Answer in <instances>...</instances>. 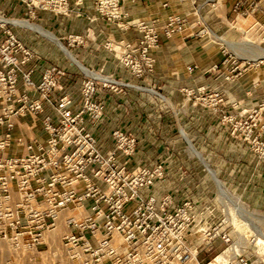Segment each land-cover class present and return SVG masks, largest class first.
I'll use <instances>...</instances> for the list:
<instances>
[{
    "label": "rangeland",
    "instance_id": "374dc122",
    "mask_svg": "<svg viewBox=\"0 0 264 264\" xmlns=\"http://www.w3.org/2000/svg\"><path fill=\"white\" fill-rule=\"evenodd\" d=\"M83 1L67 0L65 6L61 5V11H55L52 8L57 3L53 0H0V45L7 40L4 30L10 29L41 58L40 53L26 43V34L31 32L47 40L53 48H60L66 61L76 62L82 69L74 62L70 64L77 67L79 75L78 80L67 82L68 86L63 81L66 69L56 63L45 67L37 82L32 77L34 65L29 62L22 68H33L31 80L34 84L40 83L46 69L64 70V75L57 78L58 89L53 97L69 96L68 115L82 119L84 131L95 137L98 151L119 154L132 150L129 156L120 155L118 158L120 163L126 161L128 172L139 166L152 168L157 165L167 170L172 159L184 171L177 174V181L189 180L185 170L203 168L201 179H209L214 184V176L206 169L212 170L227 189L221 187L218 194L227 203L224 218L231 240L242 250L243 263L264 264V58L247 60L264 52V0H242L239 13L233 11V0L193 3V23L182 34L192 35L204 47L218 52L222 59L208 68L212 74L211 83H203L198 77L184 78L179 80L177 90L172 94L163 91V86L154 81L156 58L152 54V69L142 75L138 74L134 61L124 59L129 46L132 47L137 40L136 34L131 38L129 32L133 27L125 25L126 19L122 16L119 20L109 21L95 8L92 14L86 12ZM42 5L47 7L41 8ZM78 8L83 10L82 14H78ZM41 12L56 17L84 18L96 26L97 34L89 26L80 32L57 36L43 26L39 19ZM200 21L206 24L207 33L198 35L195 33ZM23 22L35 24L44 31ZM106 23L112 26L108 29L109 35H106L109 28ZM22 25L40 31L53 42ZM213 34L224 37L227 44L221 43ZM90 40L97 43V49L111 54V72L106 70L105 63L97 67L74 56L73 49L85 50ZM1 59L0 54V69L4 68ZM197 67L194 63L186 69L192 72ZM69 86H77L75 99L66 89ZM19 88H23L22 82ZM90 88H93L91 94ZM116 96L126 99L117 101L118 106L123 104L124 108L109 106L110 99ZM124 118L130 123H118ZM106 122H110L108 140H99L89 127H100ZM138 150L160 151L167 155L148 156L140 162L133 159ZM171 154L180 156L172 158ZM234 207L239 210L236 215ZM61 216L60 213L54 230L48 231L34 247H16L9 238L0 239V264H77V260L71 257L74 252L63 246L59 235H53L62 229L59 224ZM215 254L213 250L202 252L199 259L205 264Z\"/></svg>",
    "mask_w": 264,
    "mask_h": 264
},
{
    "label": "built area",
    "instance_id": "2783aa9c",
    "mask_svg": "<svg viewBox=\"0 0 264 264\" xmlns=\"http://www.w3.org/2000/svg\"><path fill=\"white\" fill-rule=\"evenodd\" d=\"M53 1L55 11L67 4V0ZM127 1L137 0H93V8L109 21L123 16L125 25L136 29L137 40L124 59L134 61L142 75L152 69L150 54L161 36L183 33L192 23L176 13L168 14L161 26L156 20L132 19L124 7ZM207 2L211 1L203 0ZM241 4L242 0H233V11ZM82 13L78 8V14ZM198 24L195 34L207 33L206 24ZM4 31L7 40L0 45L4 62L0 69V239L9 238L16 247H34L56 227L63 212L66 230L61 240L74 252L71 257L77 264H202L200 254L211 250L216 254L210 260L228 250L227 259L219 264H244L242 250L233 246L236 242L224 218L227 203L220 198L215 180L211 195L201 181L200 194L184 183L179 190L161 187L167 180L163 166H139L128 172L126 161L120 163L118 158L129 156L132 150L98 151L82 119L68 115L69 96L53 97L64 70L46 69L40 83L34 84L33 68L22 66L40 56L14 31ZM30 115L40 116L44 140L14 134L18 121ZM180 191L186 196L178 200ZM233 213H239L237 207Z\"/></svg>",
    "mask_w": 264,
    "mask_h": 264
},
{
    "label": "crops",
    "instance_id": "0c3cea01",
    "mask_svg": "<svg viewBox=\"0 0 264 264\" xmlns=\"http://www.w3.org/2000/svg\"><path fill=\"white\" fill-rule=\"evenodd\" d=\"M197 1L203 0H195L194 3ZM166 4V5H165ZM82 7L86 10V12L93 13V0H84ZM125 9L129 13L130 18H139L141 20H156L157 24L161 26L165 21V18L170 13H176L180 15L187 16L188 20L193 23L191 18L195 15V9L193 3H179L177 0H137L136 2L127 1L124 4ZM39 19L42 21L43 26L49 28L53 31L54 34L57 36H63L67 32H80L83 31L86 27H92L97 34V28L93 23H89L84 18L78 17H70L66 18L64 16H53L48 12H41L39 13ZM20 25V24H19ZM109 26V23H106ZM25 26V25H22ZM28 27V26H25ZM31 28V27H28ZM112 26L110 25L109 28L106 30V35H109V30ZM39 32L43 35L40 31L31 28ZM50 32V31H49ZM52 33V32H51ZM131 38H134V35L137 34L136 30L133 28L132 31L129 32ZM214 35V34H213ZM23 36V34H21ZM45 36V35H43ZM215 36V35H214ZM49 39L47 36H45ZM26 43L30 47H34L36 51H38L41 55L40 59H34L30 62L29 65L35 66V71L32 75L34 81H38L40 78L41 71L51 64H58L63 66L66 69V75L64 77L65 85L67 82H70L71 79L76 80L79 72L76 66L70 65L73 64L74 61L70 59V62L66 61L65 56L62 54V50L60 48L56 49L50 46L49 42L31 32H27L26 34ZM103 39V38H102ZM217 39V38H216ZM52 41L51 39H49ZM218 40V39H217ZM53 42V41H52ZM221 42V41H220ZM222 43V42H221ZM65 46V45H64ZM52 47V48H51ZM85 50L82 48L73 49L76 53L78 59L83 61L84 63H91L95 66H101L102 64H106V70L111 72L113 69V58L111 54L105 50L97 49V43L93 42L92 40L88 41L85 46ZM68 49V48H67ZM69 50V49H68ZM70 51V50H69ZM151 54L156 58V66H155V73H154V81L163 86V91L172 94L175 93L178 87L179 82L186 78L189 79L190 77H198L199 81L203 83H211L212 82V74L209 72L208 68L214 63L218 62L222 59V56L217 52H213L210 48H206L202 45L200 40H197L192 35H184L182 33H176L171 37H166L164 35L160 38V46L158 49L151 51ZM75 57V58H76ZM76 60L78 61V59ZM248 60V59H247ZM196 63L198 65L192 72H188L186 67L188 65H192ZM74 64L78 65L76 62ZM79 66V65H78ZM80 67V66H79ZM81 68V67H80ZM82 69V68H81ZM214 75V74H213ZM78 80V79H77ZM180 80V81H179ZM68 86V85H67ZM66 86V87H67ZM77 86H69L68 90L72 93L73 98L77 97ZM74 89V90H72ZM74 91V92H72ZM123 96H116L110 99L109 106L113 105L112 107L118 108L123 107V104L118 106L119 101L126 100L124 98H120ZM118 101V102H117ZM114 108V109H115ZM40 117H23L18 121V125L14 130L15 135H22L26 140L30 139H39L44 140L45 135L40 126ZM120 124L130 123L125 118L119 120ZM110 122L104 123V125L97 126H90L91 132L99 139V140H108V128L107 126ZM19 148H17L18 150ZM160 151H140L138 150L134 156V160L138 159V161L142 162L145 160L144 158L156 157L157 154L160 155H167L166 153H159ZM180 156L179 154H171L172 158ZM170 165L168 166L167 172V180H165V184L162 183L160 186H168L173 189H180L181 183L187 185V187L191 186L195 189L194 194L201 193V185L200 181L207 184L209 189V195H211V191L213 189V184L211 180H203L201 179V174L203 168H191V170H185L187 172V177L189 180L177 181V174L184 173L182 168L178 167L175 161L172 159L169 160ZM210 173L214 176L215 181L218 186V192L220 187H224L222 182L218 180L212 170ZM225 188V187H224ZM226 189V188H225ZM227 190V189H226ZM178 200L182 199L186 196L184 191H180L176 194ZM63 212H61V220H60V228L62 229L58 232H54L53 235L60 236L66 230V226L63 220ZM57 226V225H56ZM54 230V229H53ZM51 231V230H50ZM49 238V237H48ZM51 239V237H50Z\"/></svg>",
    "mask_w": 264,
    "mask_h": 264
},
{
    "label": "bare ground",
    "instance_id": "6f19581e",
    "mask_svg": "<svg viewBox=\"0 0 264 264\" xmlns=\"http://www.w3.org/2000/svg\"><path fill=\"white\" fill-rule=\"evenodd\" d=\"M211 1V3H213L212 1H214V0H210ZM24 24H28V25H30V26H32V27H35V28H38V29H40L41 31H44V30H42L40 27H38V26H36L35 24H32V23H28V22H23ZM45 33H47V32H45ZM53 40H55L58 44H60V42L55 38V37H53L51 34H48ZM215 38H217L218 40H220V41H222L223 43H226L227 44V41L225 40V38L224 37H220V36H215ZM259 47V46H258ZM64 49V48H63ZM70 54V53H69ZM264 58V52L263 53H260V54H258V55H255V57H252V58H249L248 57V60L249 61H254V60H260V59H263ZM221 188V187H220ZM223 188V187H222ZM225 190V189H224ZM222 191V190H221ZM222 193V192H221ZM225 194L226 193H224V196H225ZM223 195V194H222ZM227 195V194H226ZM231 196V195H230ZM222 198V197H221ZM234 219V218H233ZM240 221V220H239ZM236 222V221H235ZM237 223H238V221H237ZM236 225V224H235ZM241 225V224H240ZM240 227H242V226H240ZM239 228V227H238ZM258 236V235H257ZM255 238H256V235H255ZM262 239V238H261ZM258 241V240H257ZM262 242V241H261ZM260 242V243H261ZM236 244L237 243H235V244H233V246L235 245V247H236ZM258 244V243H257ZM238 245V244H237ZM227 251L228 250H226L225 252H223V253H219L218 255H216L215 256V258L214 259H212V260H210L209 261V263L208 264H219L220 262H222L223 260H226L227 258L225 257V254L227 253Z\"/></svg>",
    "mask_w": 264,
    "mask_h": 264
}]
</instances>
